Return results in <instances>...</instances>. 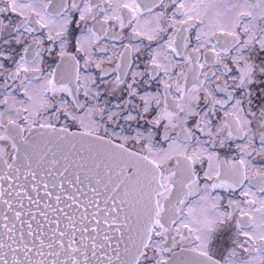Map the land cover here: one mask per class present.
<instances>
[{
    "label": "snow or ice",
    "instance_id": "snow-or-ice-1",
    "mask_svg": "<svg viewBox=\"0 0 264 264\" xmlns=\"http://www.w3.org/2000/svg\"><path fill=\"white\" fill-rule=\"evenodd\" d=\"M0 264H264V0H0Z\"/></svg>",
    "mask_w": 264,
    "mask_h": 264
}]
</instances>
